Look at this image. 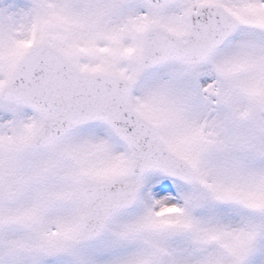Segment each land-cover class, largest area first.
Here are the masks:
<instances>
[{
  "label": "snow or ice",
  "instance_id": "snow-or-ice-1",
  "mask_svg": "<svg viewBox=\"0 0 264 264\" xmlns=\"http://www.w3.org/2000/svg\"><path fill=\"white\" fill-rule=\"evenodd\" d=\"M0 264H264V0H0Z\"/></svg>",
  "mask_w": 264,
  "mask_h": 264
}]
</instances>
